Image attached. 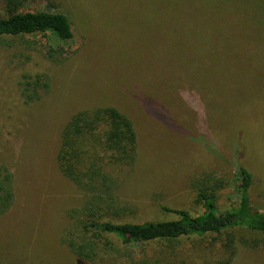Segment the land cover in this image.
<instances>
[{
  "label": "rangeland",
  "instance_id": "obj_1",
  "mask_svg": "<svg viewBox=\"0 0 264 264\" xmlns=\"http://www.w3.org/2000/svg\"><path fill=\"white\" fill-rule=\"evenodd\" d=\"M17 1L19 12L67 15L75 38L0 39V169L14 193L0 216V264H192L221 250L216 235L125 245L77 226L88 196L58 154L84 110L113 107L134 125L137 159L116 172L125 221L177 219L164 208L198 215L199 188L216 184L227 209L239 200V166L264 212V0ZM8 10L0 0V16ZM40 74L50 88L28 101L26 77ZM232 235V264H264V233ZM90 240L80 258L76 247Z\"/></svg>",
  "mask_w": 264,
  "mask_h": 264
},
{
  "label": "trees",
  "instance_id": "obj_2",
  "mask_svg": "<svg viewBox=\"0 0 264 264\" xmlns=\"http://www.w3.org/2000/svg\"><path fill=\"white\" fill-rule=\"evenodd\" d=\"M19 5L17 0H8V15L0 16V39L38 34L60 41L75 38L67 15L46 11L19 12ZM26 78L25 86L32 90L27 95L28 101L38 98L41 91L50 88L47 75ZM137 149L133 123L113 107L81 111L65 127L58 164L62 174L88 196L85 205L78 211L80 217L77 219V226H81L84 233L93 234L95 239L112 235L125 245L154 242L173 245L192 236L202 239L214 235L216 240L222 241L221 250L215 257L192 264H232L237 256L233 231L264 233V212L255 209L250 198L254 177L244 166H239L237 173L239 200L227 209L221 210L217 206V190L222 184H216L199 188L198 201L204 211L198 215L187 210L164 208L176 215L177 219L125 221V208L117 199L119 180L116 172L135 163ZM13 200V175L6 169H0V216L8 212ZM95 244L96 241L90 240L79 245L76 247L77 255L88 258L85 250L88 247L93 252ZM162 262L173 263L172 259L163 258L155 264Z\"/></svg>",
  "mask_w": 264,
  "mask_h": 264
}]
</instances>
